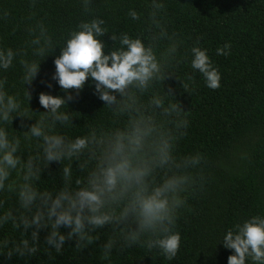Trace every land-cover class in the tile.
Returning <instances> with one entry per match:
<instances>
[{"label": "clouds", "instance_id": "1", "mask_svg": "<svg viewBox=\"0 0 264 264\" xmlns=\"http://www.w3.org/2000/svg\"><path fill=\"white\" fill-rule=\"evenodd\" d=\"M82 3L84 16L62 37L54 61L52 79L66 97L41 92L39 102L47 113L28 131L17 133L11 124L15 116H32L27 106L31 94L27 89L23 97L9 93L0 78V254L26 261L43 252L51 261L67 241H75L79 252L107 229L100 264H116L117 253L134 248L173 261L182 247L177 223L191 210L190 197L203 187L199 169L205 157L180 152L189 120L163 82L184 61L210 89L221 87L222 74L200 37L183 51V35L170 27L167 0H145L143 10L127 8L125 18L146 24L145 31H113L116 46L111 50L102 39L109 32L106 20L89 13V0ZM27 33L30 58L0 44V74L18 61L24 85L37 77L41 59L55 46L43 20ZM216 54L230 55V42L217 47ZM89 78L115 123L72 138L58 125L71 126L67 103L73 96L68 90L78 92ZM183 87L188 89L184 81ZM33 141L35 150L25 154V145ZM73 161L83 173L75 179ZM52 162L62 164L59 187L41 181ZM42 230H47L43 245ZM220 243L233 250L228 264H264V213L229 227Z\"/></svg>", "mask_w": 264, "mask_h": 264}, {"label": "trees", "instance_id": "2", "mask_svg": "<svg viewBox=\"0 0 264 264\" xmlns=\"http://www.w3.org/2000/svg\"><path fill=\"white\" fill-rule=\"evenodd\" d=\"M167 4L171 29L183 35V51L187 52L200 37L201 46L209 50L222 74L221 87L210 89L184 61L163 82L164 91L173 94L189 120L180 152H201L205 157L199 169L203 187L190 197L191 210L184 211L178 220L182 247L176 259L167 261L158 253L134 248L117 253L115 260L116 264H228L233 250L220 243L223 234L249 216L264 213V0H167ZM144 5L145 0H89V13L102 16L109 27L102 37L107 50L116 46L111 39L113 31H145L146 24L125 18L127 8L143 10ZM84 12L82 0H0V44L30 58L27 29L39 20L46 22L55 37L54 48L41 59L37 77L30 84L21 83L18 61L0 74L9 93L23 97L27 89L31 94L27 106L32 116H15L11 124L15 132L28 131L47 113L39 102L41 92L66 97L52 79L54 61L60 54L62 37ZM226 42L231 44V54L217 55V47ZM188 74L193 80H188ZM183 81L188 84L187 90ZM68 91L73 96L67 103L71 126L58 125L61 132L74 138L86 135L92 127L114 125L112 113L96 94L91 78L78 92ZM22 120L26 125L23 128ZM34 150L35 141L24 147L25 154ZM72 167L74 179L83 175L78 161H73ZM61 170L60 162H52L41 175L42 184L61 186ZM46 231L40 234L42 245ZM100 231V239L79 252L74 251L75 241H67L63 253L56 254L54 260L49 261L43 252L26 261L16 257L9 260L0 254V264H100L99 252L107 229Z\"/></svg>", "mask_w": 264, "mask_h": 264}]
</instances>
